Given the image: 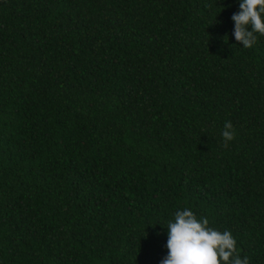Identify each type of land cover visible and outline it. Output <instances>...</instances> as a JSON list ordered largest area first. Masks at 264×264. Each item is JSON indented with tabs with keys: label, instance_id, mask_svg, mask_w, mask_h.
Wrapping results in <instances>:
<instances>
[{
	"label": "trees",
	"instance_id": "16d2710c",
	"mask_svg": "<svg viewBox=\"0 0 264 264\" xmlns=\"http://www.w3.org/2000/svg\"><path fill=\"white\" fill-rule=\"evenodd\" d=\"M237 11L0 0V264H159L184 208L264 264V36Z\"/></svg>",
	"mask_w": 264,
	"mask_h": 264
},
{
	"label": "clouds",
	"instance_id": "9594fccd",
	"mask_svg": "<svg viewBox=\"0 0 264 264\" xmlns=\"http://www.w3.org/2000/svg\"><path fill=\"white\" fill-rule=\"evenodd\" d=\"M231 19L235 40L251 48L258 35L264 36V0H239V11ZM221 136L225 147L235 139L231 121L224 122ZM166 228L168 251L159 264H250L249 257L240 256L230 230L211 226L208 217H198L189 208L176 210Z\"/></svg>",
	"mask_w": 264,
	"mask_h": 264
}]
</instances>
